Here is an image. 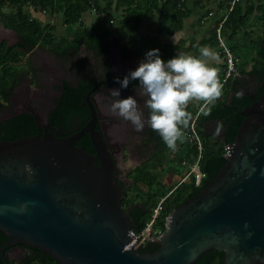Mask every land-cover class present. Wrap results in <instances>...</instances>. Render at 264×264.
<instances>
[{"label":"water","instance_id":"1","mask_svg":"<svg viewBox=\"0 0 264 264\" xmlns=\"http://www.w3.org/2000/svg\"><path fill=\"white\" fill-rule=\"evenodd\" d=\"M241 114L223 170L169 215L153 253L127 248L133 237L118 170L95 117L69 137L0 141L1 262L24 246L57 264H194L212 250L222 264H264V94ZM85 133L94 154L77 146Z\"/></svg>","mask_w":264,"mask_h":264},{"label":"trees","instance_id":"2","mask_svg":"<svg viewBox=\"0 0 264 264\" xmlns=\"http://www.w3.org/2000/svg\"><path fill=\"white\" fill-rule=\"evenodd\" d=\"M188 2L189 0H0V25L18 36V41L13 46L0 43V102L6 100L16 81L26 72L27 65H23L22 61L36 47L63 54L71 51L79 53L83 47L92 57L98 56L106 61H109L111 48L115 46L121 47L127 57L142 59L148 51L158 49L161 59L166 62L179 50L180 53L198 56V49L207 45L218 52L219 63L216 68L219 69L218 78L222 82L226 63L219 49L217 30L220 28V36L225 38L230 51L234 53L244 48L241 39L253 34V31H246L245 28L250 23L259 28L256 40L247 45L252 49L256 46V51L253 55L246 56L238 65L235 60L240 78L225 81L223 94L210 106V114L205 116L199 111L203 102L190 101L186 110L192 114V120L184 129V142L178 143L176 151H171L161 140L159 151L152 154L144 165L128 174L131 183L126 191L121 190L124 196L122 206L129 217L134 235H140L152 221L153 210L162 200L166 205L160 206L159 215L152 221L150 236L154 238L158 232L164 233L169 215L178 206L194 199L218 176L226 164L225 146L234 143L238 128L245 118L241 112L264 94V0H241L230 12V0H194L195 11L189 8ZM90 14L98 16L94 26L85 22V16ZM103 15L117 17V35L100 22V16ZM42 17H48V21L42 20ZM49 17L61 19L64 27L71 28L72 38L58 36L56 25L51 24ZM190 18L193 19V35L179 39L177 44L163 41L164 37L171 38L181 33L185 21ZM148 20H156L158 30L155 34L143 36L141 27ZM203 31L206 32L205 35L199 37ZM245 76L254 86L252 92L240 95L245 83L240 79L243 80ZM72 99L74 94L68 89L60 108L63 118L70 113ZM213 121L216 122L215 127L218 123L223 126L218 142L205 131L206 126ZM192 124L201 143L200 150L197 143L189 138ZM33 128V120L24 115L0 121V141L12 142L32 137ZM79 143L84 146V151L93 154L89 140ZM196 164L201 175L198 185L195 173L192 172ZM6 241V237L0 232V248ZM158 248V241H145L137 251L153 253ZM32 250L37 255L40 254L37 249ZM43 256L49 262L57 264L49 255L43 253ZM222 258L221 251L212 250L194 264H222ZM0 264H3L1 260Z\"/></svg>","mask_w":264,"mask_h":264},{"label":"flooded vegetation","instance_id":"3","mask_svg":"<svg viewBox=\"0 0 264 264\" xmlns=\"http://www.w3.org/2000/svg\"><path fill=\"white\" fill-rule=\"evenodd\" d=\"M0 28L9 30L2 25ZM15 35L17 36L16 33ZM3 36L0 33V43H5L7 46H13L18 41L17 36V41L14 44H9L7 39L2 38ZM163 41L167 42L164 38ZM37 48L44 50L46 56L51 59L44 58L42 62L37 61L40 65L45 66L43 74L38 72L35 60L31 58V54ZM80 52L53 53L36 47L26 54L22 61L23 65H27L25 66L26 72L22 78L16 81L6 100L0 102V121L24 115L30 117L34 122L33 137L54 134L56 137L65 138L80 132L92 117H95L94 129L106 141L107 151L112 155L118 170L117 183L121 190L126 191L131 183L128 174L135 168L144 165L152 154L159 151V142L162 140L160 135L153 131L146 122L149 112L145 106L147 98L135 91L139 82L131 81L127 89L121 88L120 84L115 82L117 78L123 80L130 71H134L143 59L136 56L127 57L122 48L116 46L111 48L112 65L111 58L106 61L98 56L92 57L91 54L84 51L83 47L80 48ZM82 53L86 56L82 57ZM51 63L55 65L56 69ZM38 75L42 77L38 78ZM231 78L239 79L238 71ZM240 80L245 82L240 95L252 92L253 82L247 76ZM68 89L74 94V99L71 100L69 115L63 118L60 108ZM109 89H119L121 98L133 96L137 100L138 108L145 119V127L142 131H136L131 122L110 113L109 107L114 98L110 96ZM252 97L254 96L252 95ZM215 124V121L209 123L205 131L209 137L216 138L218 142L220 134H215ZM86 139L90 142L89 133H85L77 141V146L84 147L79 142ZM132 157L136 158V165L131 169L124 170V166ZM39 253L37 255L31 248L18 246L7 251L6 264L7 262L54 264L49 262L43 253Z\"/></svg>","mask_w":264,"mask_h":264},{"label":"clouds","instance_id":"4","mask_svg":"<svg viewBox=\"0 0 264 264\" xmlns=\"http://www.w3.org/2000/svg\"><path fill=\"white\" fill-rule=\"evenodd\" d=\"M198 51V56L182 52L165 62L158 49L150 50L134 71L123 80L117 78L115 81L123 89H127L131 81L139 82L135 91L147 98L145 106L149 112L146 122L171 151H176L178 143L185 140L184 129L192 120V114L186 110L188 103L192 100L203 102L200 111L207 116L210 106L223 94L219 69L210 63L219 60L218 54L207 45ZM109 94L114 98L110 113L131 122L136 131H142L145 119L137 100L133 96L121 98L119 89H109ZM222 127L217 124L216 135L220 134Z\"/></svg>","mask_w":264,"mask_h":264},{"label":"rangeland","instance_id":"5","mask_svg":"<svg viewBox=\"0 0 264 264\" xmlns=\"http://www.w3.org/2000/svg\"><path fill=\"white\" fill-rule=\"evenodd\" d=\"M46 17V16H45ZM45 17H42V20H47L48 21V17L45 18ZM50 21H51V24H54L56 25V34L58 36H65L66 38H72V35H73V30L71 28H68V27H64L62 25V20L61 19H52L51 17H49ZM193 22V19L190 18L188 20L185 21V25H186V31L184 32V34L187 35L188 34H191L192 32H189L190 29H192L191 27V23ZM251 25H249V27L247 26L245 28L246 31H253L252 33L253 34H248L246 37H243L244 40L241 39V44H244V48L241 50V51H235L233 54V58L236 60V64L238 65L239 62H243L244 59L246 58V56L248 55H253L254 52L256 51L257 47L255 46V48H249L247 47L248 43L251 41V42H254L256 40V37L257 35L259 34L258 30L259 28L257 27H253V23H250ZM116 24H113V27H115ZM190 27V28H188ZM188 28V29H187ZM0 33L3 34L4 36L2 37L4 40L7 39L9 44H14L16 41H17V36L15 35V33L13 31H10V30H5V29H2L0 28ZM206 33L205 31H203V34ZM203 34H199V36L203 35ZM178 36L181 35V33L177 34ZM192 35V34H191ZM190 36V35H188ZM221 40L222 42L229 48V45L227 43V41L225 40V38L223 36H221ZM245 45H246V48H245ZM82 48V47H81ZM82 52V50H81ZM80 52V53H81ZM216 54H218V52L214 51ZM32 55V59L35 60V65H36V69H38V72L43 74V69L45 68L44 65H40L37 61L39 62H42V60H44V58L46 60H51L50 58H48V56H46V52L44 50H41L39 48L35 49L33 51V53L31 54ZM245 55V56H244ZM86 55L84 53H82V57H85ZM237 58V59H236ZM48 63V62H47ZM50 63V62H49ZM52 64V63H51ZM52 66H54L55 68V65L52 64ZM236 66V65H235ZM56 69V68H55ZM39 77H42L40 75H38V78ZM41 79V78H40ZM37 81L39 82V80L37 79ZM25 82H27V80H25ZM44 87V86H43ZM23 88V87H22ZM136 165V158L135 157H132V159H130L126 165L124 166V170H127V169H131L133 168L134 166ZM170 182V180H169ZM163 205H166V203L163 201Z\"/></svg>","mask_w":264,"mask_h":264},{"label":"built area","instance_id":"6","mask_svg":"<svg viewBox=\"0 0 264 264\" xmlns=\"http://www.w3.org/2000/svg\"><path fill=\"white\" fill-rule=\"evenodd\" d=\"M240 2H241V0H230L229 9H228L229 12L232 11L234 6ZM216 34H217V41H218L219 49L223 53L224 58H225V63H226L225 76H224V79L222 81V83L224 84L227 79L236 75L237 68L235 66L236 65L235 59L233 58L232 52L221 40L220 28L217 30ZM189 138L191 141L193 140L197 143L198 149L200 150L201 149V143H200V141H199V139H198V137H197V135L193 129V124L191 125V134H189ZM231 148H232L231 145L225 146V157H227L229 155ZM192 172L195 173V181H196V184L198 185L200 183V180H201V175L199 173V169H198L197 164L192 168ZM163 201L164 200H162L159 203V205L153 210L152 221L159 215L160 206L163 205ZM152 221L147 224L146 228L143 230V232L140 235H134L133 232L131 231V236L133 237V239L127 248H129L134 243L137 244L138 246H140L146 240L152 241V240L156 239L161 234L160 232H158L156 237L151 238L150 234H151Z\"/></svg>","mask_w":264,"mask_h":264},{"label":"crops","instance_id":"7","mask_svg":"<svg viewBox=\"0 0 264 264\" xmlns=\"http://www.w3.org/2000/svg\"><path fill=\"white\" fill-rule=\"evenodd\" d=\"M188 5H189V8L192 9V11H195L193 10V5H194V0H189L188 2ZM97 19H98V16H95L94 14H90V15H86L85 16V22L87 25L89 26H94L97 22ZM100 22L106 26V27H109L113 30V32L117 35L119 33V22L117 20V17H110V16H100ZM113 24H116L115 27H113ZM185 25V24H184ZM191 25V24H190ZM190 28V27H188ZM187 28V29H188ZM157 30H158V24H157V21L156 20H148V21H145L141 27V35L145 36L147 34H155L157 33ZM186 31V25L184 27V30L181 32V35L178 36V35H174L173 37L169 38V37H164V39L167 41V42H170V43H173V44H177L179 39H185L186 38V35L184 34V32ZM189 32H192L191 34L193 35L194 33V30L193 29H190ZM191 34H188L191 36ZM187 35V36H188ZM205 34L199 36V37H202L204 36ZM211 63V66L213 67H217L218 65V61L216 60H213L210 62Z\"/></svg>","mask_w":264,"mask_h":264}]
</instances>
